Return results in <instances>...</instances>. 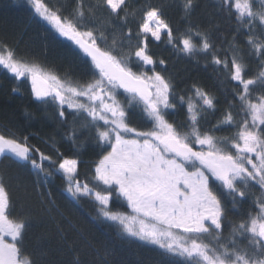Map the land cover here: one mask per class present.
<instances>
[{"label":"snow or ice","instance_id":"snow-or-ice-1","mask_svg":"<svg viewBox=\"0 0 264 264\" xmlns=\"http://www.w3.org/2000/svg\"><path fill=\"white\" fill-rule=\"evenodd\" d=\"M198 2L181 0V30L152 0H96L87 10L76 0L70 11L29 0L56 35L75 45L71 55L82 54L83 68L75 75H61L55 66L44 71L18 57L6 40H0V66L18 82L30 80L37 109L55 110L68 127L63 139L73 155L65 156L55 142L54 154L46 153L30 142L37 133L20 132L0 134V160L35 175L43 214L59 211L43 189L60 175L74 200L96 205L95 219L113 226L125 244L160 250L164 264H264V70L250 74L246 59L264 69V0L259 6L256 0H217L232 26L223 57L212 30L193 23ZM150 42L184 57L203 56L214 71L225 72L234 83L224 111L217 116L218 98L203 87L179 91ZM181 110L183 120L177 118ZM89 142L96 154L90 178L80 175ZM114 204L130 211L114 210ZM13 207L0 169V264H37L27 248L38 213L14 214ZM101 254L111 264L115 248Z\"/></svg>","mask_w":264,"mask_h":264},{"label":"trees","instance_id":"trees-1","mask_svg":"<svg viewBox=\"0 0 264 264\" xmlns=\"http://www.w3.org/2000/svg\"><path fill=\"white\" fill-rule=\"evenodd\" d=\"M50 6L64 10H72L76 0H45ZM96 0H84L85 10ZM181 0H152V3L162 5L165 14L170 18L174 29L183 30L184 20L181 19ZM259 6V0H256ZM102 25L106 22L101 20ZM193 23L212 30V37L221 49L223 57L232 38V26L227 17L217 9V0H199L193 16ZM216 25H219L216 27ZM112 33V29H108ZM135 31V24H133ZM122 37L118 32L115 39L119 42ZM112 35L109 37L111 42ZM0 40H6L12 46L18 57H23L30 63L36 64L44 71L51 66L59 69V74L70 72L77 74L83 68L81 59L71 55L76 52L75 45L54 33L51 27L37 16L30 3L26 0H0ZM154 55L162 57L167 62V72L178 86V90L189 92L193 84L203 87L218 98L217 116L227 107L231 99L232 84L223 71H214V66L206 62L203 56L188 58L175 53L170 46L163 42H150ZM242 51L247 53L241 39ZM249 72L252 75L264 70L259 63L246 57ZM207 63V66L205 64ZM14 87L19 91L12 92ZM30 80L16 81L2 66H0V134L11 135L20 132H32L38 135L30 137V142L49 154H54L51 147L55 142L65 156H72L73 151L69 142L63 139L68 131L67 125L58 122L53 108L37 109L30 95ZM238 107V105H237ZM28 113L27 115L25 113ZM183 120V110L177 117ZM209 122L214 120L208 118ZM86 135V133H82ZM54 137V141L51 139ZM47 140L48 143L44 141ZM96 158L92 143L89 142L82 159L87 165L81 167V177L90 178L92 161ZM0 169L6 170V179L10 185L14 201L13 212L38 213L33 226L30 228V243L27 251L33 253L37 264L41 261H61L62 264H107L101 254L105 247H114L115 254L108 257L111 264H164L160 250L155 247L142 246L138 242L128 245L118 236L117 230L97 217V207L91 200H74L66 191L64 180L60 175L51 178L44 191L51 192V198L59 211H54L52 217L42 213L36 195L37 185L35 175L27 168H18L9 160L0 161ZM247 207V205H246ZM117 211H130L125 206L113 205ZM62 230V231H61ZM64 240L72 247L64 244ZM96 249H100L98 253ZM37 252L47 253L45 256Z\"/></svg>","mask_w":264,"mask_h":264},{"label":"rangeland","instance_id":"rangeland-1","mask_svg":"<svg viewBox=\"0 0 264 264\" xmlns=\"http://www.w3.org/2000/svg\"><path fill=\"white\" fill-rule=\"evenodd\" d=\"M26 1H28V2H29V0H26Z\"/></svg>","mask_w":264,"mask_h":264},{"label":"water","instance_id":"water-1","mask_svg":"<svg viewBox=\"0 0 264 264\" xmlns=\"http://www.w3.org/2000/svg\"><path fill=\"white\" fill-rule=\"evenodd\" d=\"M72 43V42H71ZM73 44V43H72ZM74 45V44H73ZM1 161V160H0Z\"/></svg>","mask_w":264,"mask_h":264}]
</instances>
